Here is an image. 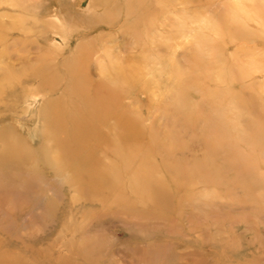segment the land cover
Returning a JSON list of instances; mask_svg holds the SVG:
<instances>
[{
    "label": "rangeland",
    "instance_id": "obj_1",
    "mask_svg": "<svg viewBox=\"0 0 264 264\" xmlns=\"http://www.w3.org/2000/svg\"><path fill=\"white\" fill-rule=\"evenodd\" d=\"M0 264H264V0H0Z\"/></svg>",
    "mask_w": 264,
    "mask_h": 264
}]
</instances>
